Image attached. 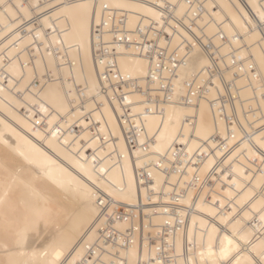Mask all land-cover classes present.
Returning a JSON list of instances; mask_svg holds the SVG:
<instances>
[{
	"label": "bare ground",
	"instance_id": "1",
	"mask_svg": "<svg viewBox=\"0 0 264 264\" xmlns=\"http://www.w3.org/2000/svg\"><path fill=\"white\" fill-rule=\"evenodd\" d=\"M163 6L211 40L225 81L237 76L232 104H219L226 90L215 79L203 98L181 103L210 61L179 29H166L167 48L179 53L163 69L165 79L176 73L170 102L145 110L148 95L127 85L160 93L147 83L152 64L120 46L118 78L104 80L108 64L95 60L92 39L101 8L124 14L132 30L159 28ZM174 148L184 152L177 166ZM140 168L150 183L136 177ZM172 205L182 219L194 211L187 229L161 239ZM117 207L142 210L143 242L134 233L122 247L130 222L106 221ZM111 229L115 246L101 240ZM170 244L168 264H264V0H0V264H167L158 250Z\"/></svg>",
	"mask_w": 264,
	"mask_h": 264
},
{
	"label": "built area",
	"instance_id": "2",
	"mask_svg": "<svg viewBox=\"0 0 264 264\" xmlns=\"http://www.w3.org/2000/svg\"><path fill=\"white\" fill-rule=\"evenodd\" d=\"M145 1V0H142ZM197 8V7H196ZM172 8L170 6H163L159 9L160 11V20H161V26L159 28H155L151 22L146 24H139L134 29L130 30L127 28V18L124 14H118L116 11L109 10L108 8H101L99 20L97 23L93 25L92 29V39H93V51H94V58L96 61H99L102 59V61L107 62L108 65H105L104 70H106V74L103 77L105 81H111L110 75L116 76L118 78V75L115 73V60L117 57V52L115 51L117 46L122 47L123 49H127L128 51L135 53L137 55L145 56L148 61L151 62V69L150 72L153 75L152 77H148L147 83H155L157 84V87H159L160 93L154 90V92H150L149 88L146 87L142 89L143 87L135 86L134 83H130L127 85L128 88H133V92H144L147 94L148 101L146 111H149L150 107L148 105L153 104L155 107L161 106V104H167L170 102V96L172 94V84L174 83V79L176 76L175 71L173 69H169V77L168 79H165L166 73L163 72L164 64L165 63H171L175 64L177 62V59L175 56L178 54L174 51H171L167 48V44L170 41V36L166 32V29L169 30V32L178 33V29L183 31L184 34L191 36L194 39V44H198L201 47L202 52L207 54L208 59L210 61V67L207 69L208 75L207 78L203 81L201 85L198 84V77L196 75H193L192 78L188 79L186 83L187 88V94L185 97H182L181 103H188V98H194L196 100L201 99L204 97V94L207 93L209 89H214L215 85L213 83L212 79L217 80V83L219 84L220 88H224L226 90V93H223V95L220 93L218 97L219 104L224 103L226 104H232L233 95H232V81L237 76L234 75V77L230 81H225L224 79V70H222L217 63L219 62V59L217 60L218 56L215 54L216 49L213 48L212 42L209 39L208 41H202L201 37L196 36L195 33H193L190 29V26L184 24V20L181 16L177 17L172 13ZM202 8H199L197 11V15H200V11ZM107 31L108 36L110 39L107 41L108 44H105L103 41L102 36L103 33ZM184 34L181 33V36L184 37ZM162 39L164 42L160 45L159 40ZM110 47V49H108ZM179 52V51H178ZM231 53V51H230ZM239 60L234 61L233 64H239ZM100 75V73H98ZM217 79H216V78ZM101 81V80H100ZM116 84L112 85V88L116 90L115 95L117 96H124V93L122 89L125 87V82L127 81H115ZM117 91L119 93H117ZM123 105V104H122ZM130 109L126 108L124 110V118L128 120V126L130 125V128L128 127V134H131L134 136V140L130 141L128 140V136L126 135L127 132L125 130L123 131L124 137H126V143L127 147L132 149L134 148V142H135V121L131 119L129 114ZM232 118V119H231ZM226 118V125L228 126V133L231 134V129L229 126L233 124V117ZM123 129V127H122ZM216 139V137L214 138ZM218 143H223L221 139ZM174 151V154L176 155L177 161L174 162V166H177L180 164L179 156L182 155L184 152L181 151L178 148L172 149ZM228 151V150H227ZM226 156L228 155L227 152ZM200 157V154L196 153V156L194 158V162L198 161ZM153 167H156V164H154ZM148 168V166L146 167ZM146 168H140V173H137L138 170H136V177L146 178L148 181L147 183L151 182V177L148 175V171ZM175 170L173 169H164L162 172L169 173L170 171ZM144 185H146L144 183ZM199 189V188H198ZM172 188V192H173ZM203 187L200 188V194L203 193ZM183 193V191H182ZM180 206L172 205L170 206L169 213H166V215H170L172 218L171 224H165L164 227L161 228L159 231L158 237L161 239H164L169 231L173 232H181L184 229H187L188 227V217L191 214L192 211H194L192 208H187L188 215L186 214L185 218H180L178 215V209ZM103 215H106V212L101 214L100 218H103ZM128 221L130 222V226L125 229V232L123 234V248H126L131 243V238L134 236V233H137V238L143 242L144 239V215L142 210L138 209L135 211V213H129L124 212L121 207H117L114 210V214L107 216L106 221L110 224H113L115 222L119 221ZM136 228V230H135ZM106 228L102 227L100 229L99 233L101 236L105 233ZM186 232V231H185ZM184 232V242H183V252L181 253V256L179 258L184 259L185 263L188 256V247H187V240L186 235ZM117 235V231L115 229H111V231H108V236L105 239H101L105 245H111L113 244L115 246V237ZM152 241V240H151ZM152 242L155 243L153 240ZM167 243H162L161 245H165ZM173 247V244L167 245L165 249H159L158 252L160 253L159 258L163 259L167 264L172 262L171 255L169 254L170 248ZM138 264H141L140 262ZM146 264V263H145ZM177 264V263H176Z\"/></svg>",
	"mask_w": 264,
	"mask_h": 264
}]
</instances>
